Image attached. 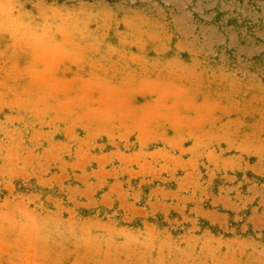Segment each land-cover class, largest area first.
<instances>
[{"label": "rangeland", "instance_id": "obj_1", "mask_svg": "<svg viewBox=\"0 0 264 264\" xmlns=\"http://www.w3.org/2000/svg\"><path fill=\"white\" fill-rule=\"evenodd\" d=\"M0 264H264V0H0Z\"/></svg>", "mask_w": 264, "mask_h": 264}]
</instances>
